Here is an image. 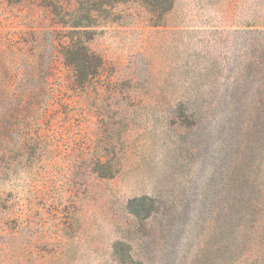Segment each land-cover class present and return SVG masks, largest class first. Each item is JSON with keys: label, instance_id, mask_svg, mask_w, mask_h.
Segmentation results:
<instances>
[{"label": "rangeland", "instance_id": "rangeland-1", "mask_svg": "<svg viewBox=\"0 0 264 264\" xmlns=\"http://www.w3.org/2000/svg\"><path fill=\"white\" fill-rule=\"evenodd\" d=\"M0 264H264V0H0Z\"/></svg>", "mask_w": 264, "mask_h": 264}, {"label": "trees", "instance_id": "trees-1", "mask_svg": "<svg viewBox=\"0 0 264 264\" xmlns=\"http://www.w3.org/2000/svg\"><path fill=\"white\" fill-rule=\"evenodd\" d=\"M87 2H90V3H93L95 2V0H86ZM51 5L53 8L55 9H63V8H67V6L65 5V3H62V2H56V3H52V4H49ZM72 5L68 6V9H71V10H74V8H71ZM91 11V10H89ZM75 26H72V27H78L77 24H74ZM79 31L77 32H72L74 34H79L78 33ZM78 40L80 41H83V38H81L80 36H78L77 38ZM85 42V41H84ZM84 42L81 43H76L74 42V38H69V42L66 46H64L67 50V54L69 55V58L72 59V61H75V65L77 67H79V72L81 75L83 76H87L89 75V70L88 72L84 73L83 72V69L84 67H87V63L89 62L90 59H95V56L92 55L88 49L86 48ZM97 60V58H96ZM93 73V72H92ZM91 75V74H90Z\"/></svg>", "mask_w": 264, "mask_h": 264}]
</instances>
